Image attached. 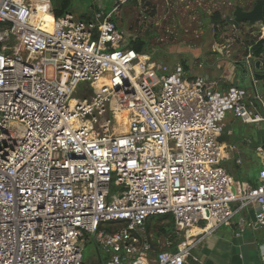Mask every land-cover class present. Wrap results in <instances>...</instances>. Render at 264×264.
I'll return each mask as SVG.
<instances>
[{
  "label": "built area",
  "instance_id": "built-area-1",
  "mask_svg": "<svg viewBox=\"0 0 264 264\" xmlns=\"http://www.w3.org/2000/svg\"><path fill=\"white\" fill-rule=\"evenodd\" d=\"M93 1L86 21L52 18L53 0H0V264H89L86 234L105 264H187L242 209L256 221L240 218L241 231L264 227V144L253 186L226 170L235 146L218 140L228 113L264 124V80L217 91L181 64L153 63L115 20L128 0ZM245 58L255 71L264 53ZM167 214L184 238L176 251L144 230Z\"/></svg>",
  "mask_w": 264,
  "mask_h": 264
},
{
  "label": "rangeland",
  "instance_id": "rangeland-1",
  "mask_svg": "<svg viewBox=\"0 0 264 264\" xmlns=\"http://www.w3.org/2000/svg\"><path fill=\"white\" fill-rule=\"evenodd\" d=\"M192 1V0H189ZM243 1V0H242ZM199 6L188 4V0H128L123 3L115 14L121 31L127 38H141L146 41L147 52L153 58L152 62L170 67L181 64L190 75H197L209 80L221 82L226 78V68L235 71L230 84L249 89L252 86L248 75L249 70L244 64H230L222 52L230 51L232 58L240 56L248 50L247 41L255 40L258 32L256 28L248 29L246 23L237 29L231 24L218 26L216 31L211 21L212 10L205 2L196 1ZM237 5L241 0H232ZM92 0H76L73 12L81 16L92 13L93 19L97 11ZM108 10L114 7V0H103ZM224 14H231V8L223 7ZM223 13V12H222ZM129 40V39H128ZM227 46V49H225ZM225 47V48H223ZM264 91V86L260 87ZM123 110L129 111L130 106ZM229 114V113H228ZM227 117V116H226ZM236 122V134L233 141L244 146L243 136L252 139L253 148L257 144H264V124H244L241 120L232 117ZM226 122V119H225ZM254 163L260 164V159L252 154ZM225 167V165H224ZM114 189V183L112 184ZM153 235V234H152ZM168 239H160V245L168 246ZM84 260L89 264H99L105 253L99 249L93 234H86L84 246Z\"/></svg>",
  "mask_w": 264,
  "mask_h": 264
},
{
  "label": "crops",
  "instance_id": "crops-1",
  "mask_svg": "<svg viewBox=\"0 0 264 264\" xmlns=\"http://www.w3.org/2000/svg\"><path fill=\"white\" fill-rule=\"evenodd\" d=\"M196 1L197 0H192L191 3L193 2V5L199 6ZM223 1L225 0H219L218 4L217 0H199V2H205L209 9L213 8L214 5L218 8L216 11L223 12L222 14L224 16L227 13L224 14L223 7L226 5L222 3ZM191 3L188 0V4ZM222 55H224L230 64H244L246 69L249 70L248 75L252 82L253 76H256V72L254 71L253 66L247 63L245 54L240 56L239 60L241 61L232 58L229 50L226 51V54L222 52ZM224 73H227V75L224 80H221V82H218L217 80H209L207 78L205 79L213 89L217 91H228L231 87H235L229 82V79L233 78L235 71H232L231 68L228 69L227 67ZM187 77L192 79L197 77V75H190L187 73ZM226 116L227 126L230 125L233 127V131L230 132L231 140L228 144L231 147L234 145L235 148L232 147L229 149L228 157L224 162L225 168L235 179L255 186V184L259 183L258 176L261 168V161L259 165H257V162L255 164L253 161L252 154H255L256 152L253 148V144L251 145L246 141V139H251L249 136H243L245 147H241L240 144H236L233 141L237 130L235 129L236 121L232 117L236 119L238 118L232 113H229ZM256 156H258L257 153ZM231 206L235 209L237 203H233ZM252 210L254 209H242L234 216L229 225L222 226L215 233L205 237L192 251V256L187 264H193V262H195V264H264V227H248L243 231H241L239 227V220L242 217L253 221L251 216ZM194 232H196V230H194ZM194 238L196 239L198 237L194 236ZM164 247L165 246H163V248ZM99 264H105V258L102 256Z\"/></svg>",
  "mask_w": 264,
  "mask_h": 264
},
{
  "label": "trees",
  "instance_id": "trees-1",
  "mask_svg": "<svg viewBox=\"0 0 264 264\" xmlns=\"http://www.w3.org/2000/svg\"><path fill=\"white\" fill-rule=\"evenodd\" d=\"M76 0H53L52 8H51V16L52 18H57L60 16L65 15L66 13L73 12L74 10V3ZM79 16V15H78ZM81 19L86 21L93 20L92 13H84L79 16ZM211 21L215 24L216 27L218 26H226L229 24L226 18L220 11H216L211 16ZM146 41L141 38H130L128 46L134 49L137 52H144L147 50L146 48ZM247 47L251 48L255 57H260L262 53H264V41L257 39L252 41H247ZM264 61V60H263ZM258 79L264 80V66L262 69L255 70ZM126 108L124 107L123 110ZM257 184H255L256 186ZM174 219L172 215H158L149 218L144 226L145 233L150 238V241L153 246L157 248L160 246V239H168L170 245L165 246L164 249L176 251L178 249V245L180 242L184 240L183 237L180 236L179 233L175 231L174 226ZM153 234V235H152ZM195 264V262H193Z\"/></svg>",
  "mask_w": 264,
  "mask_h": 264
},
{
  "label": "water",
  "instance_id": "water-1",
  "mask_svg": "<svg viewBox=\"0 0 264 264\" xmlns=\"http://www.w3.org/2000/svg\"><path fill=\"white\" fill-rule=\"evenodd\" d=\"M231 14H226L225 18L227 22L237 29H240L242 23L248 25V29L256 28V30L264 26V0H241L237 5H233L230 10ZM264 66V61L261 64L257 61L255 64L256 69H261ZM264 96V92H263ZM233 131V127L228 125L225 131L218 137L219 142L227 144L231 140L230 132ZM252 220L256 221L255 210L251 212Z\"/></svg>",
  "mask_w": 264,
  "mask_h": 264
},
{
  "label": "bare ground",
  "instance_id": "bare-ground-1",
  "mask_svg": "<svg viewBox=\"0 0 264 264\" xmlns=\"http://www.w3.org/2000/svg\"><path fill=\"white\" fill-rule=\"evenodd\" d=\"M133 104H136V102L132 103L131 101H129V102L125 103V105L123 106V109H124V107H126V106H130V107H132ZM122 118H123V119L120 118V119L122 120L120 123H121L124 127L128 126V119H125V117H122Z\"/></svg>",
  "mask_w": 264,
  "mask_h": 264
}]
</instances>
